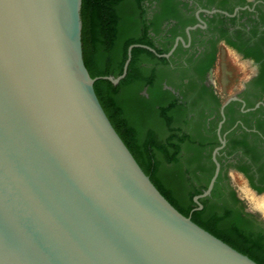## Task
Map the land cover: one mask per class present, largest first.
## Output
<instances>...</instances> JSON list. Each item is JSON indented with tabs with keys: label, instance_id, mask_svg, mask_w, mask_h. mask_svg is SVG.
<instances>
[{
	"label": "water",
	"instance_id": "water-1",
	"mask_svg": "<svg viewBox=\"0 0 264 264\" xmlns=\"http://www.w3.org/2000/svg\"><path fill=\"white\" fill-rule=\"evenodd\" d=\"M81 8L0 0V264H258L161 194L96 95V81L125 78L133 48L167 58L176 44L167 54L130 45L119 76L92 78Z\"/></svg>",
	"mask_w": 264,
	"mask_h": 264
},
{
	"label": "flooded vegetation",
	"instance_id": "flooded-vegetation-1",
	"mask_svg": "<svg viewBox=\"0 0 264 264\" xmlns=\"http://www.w3.org/2000/svg\"><path fill=\"white\" fill-rule=\"evenodd\" d=\"M142 7L151 48L167 54L176 44L167 58L145 49L154 57L139 61V67L152 75L155 102H175L171 115L185 135V168L190 173L177 193L178 203L185 204L191 188L202 184L207 166L213 164L214 173L212 153L221 147V138L225 144L216 155L220 169L215 184L222 194L235 193L242 211L264 226L232 180L236 174L252 192L264 193V0H142ZM189 27L194 28L188 36ZM142 33L140 27L138 35ZM222 48L233 59L238 81L226 98L212 77ZM149 87H141L139 95L149 98ZM196 154L199 158L191 162Z\"/></svg>",
	"mask_w": 264,
	"mask_h": 264
},
{
	"label": "trees",
	"instance_id": "trees-1",
	"mask_svg": "<svg viewBox=\"0 0 264 264\" xmlns=\"http://www.w3.org/2000/svg\"><path fill=\"white\" fill-rule=\"evenodd\" d=\"M143 10L142 0H82L83 60L92 78L119 76L130 45L153 47ZM140 27L143 33L138 35ZM153 57L145 49L133 48L127 74L118 85L96 81L94 89L101 106L142 170L179 212L256 263L264 264V226L242 211L235 193L222 194L215 184L211 196L200 200L203 208L193 211L197 207L193 198L207 188L213 164L206 167L202 184L188 192L185 204L178 203L177 193L190 173V168H185V135L171 115L175 102H155L152 75L139 67V61ZM143 86H150L149 98L139 95ZM198 158L199 154L194 155L191 162ZM207 160L211 163L210 153Z\"/></svg>",
	"mask_w": 264,
	"mask_h": 264
},
{
	"label": "rangeland",
	"instance_id": "rangeland-1",
	"mask_svg": "<svg viewBox=\"0 0 264 264\" xmlns=\"http://www.w3.org/2000/svg\"><path fill=\"white\" fill-rule=\"evenodd\" d=\"M222 49H223L222 51L223 54H220L218 69L214 71L212 77L214 80H217L218 87L220 89V94L224 98H226L232 92H234L238 81L236 80V75L233 74V71H235L234 68H236L235 65L233 64V59L230 54L225 52L224 48ZM191 175H193L192 170H191ZM232 180L238 194L243 198V201L246 204L247 208L252 212L260 213V216L264 219V212H260L259 209L256 208V205L258 204L257 201L259 199L264 204V193L261 195H257L254 192H252L248 188L247 183L240 176L236 174L233 175ZM248 193L250 196L248 195Z\"/></svg>",
	"mask_w": 264,
	"mask_h": 264
},
{
	"label": "bare ground",
	"instance_id": "bare-ground-1",
	"mask_svg": "<svg viewBox=\"0 0 264 264\" xmlns=\"http://www.w3.org/2000/svg\"><path fill=\"white\" fill-rule=\"evenodd\" d=\"M245 191V190H244ZM246 192V191H245ZM247 194V193H246ZM248 195H249V193H248ZM250 196V195H249ZM254 199V198H253ZM254 201V200H253ZM258 203V204H257ZM257 203H255V204H257L256 205V208L257 209H259V211L260 212H264V204H263V202L259 199L258 201H257ZM255 204H254V207H255Z\"/></svg>",
	"mask_w": 264,
	"mask_h": 264
}]
</instances>
